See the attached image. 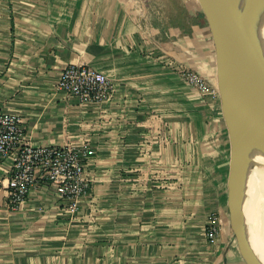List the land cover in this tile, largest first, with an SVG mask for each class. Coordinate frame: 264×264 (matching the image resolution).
Here are the masks:
<instances>
[{
    "label": "crops",
    "instance_id": "0c3cea01",
    "mask_svg": "<svg viewBox=\"0 0 264 264\" xmlns=\"http://www.w3.org/2000/svg\"><path fill=\"white\" fill-rule=\"evenodd\" d=\"M177 1L169 15L155 0H0V113L21 117L34 145L90 149V190L75 210L49 183L13 209L0 164V264L241 259L216 41L200 1ZM72 65L106 74L109 100L83 105L58 91Z\"/></svg>",
    "mask_w": 264,
    "mask_h": 264
},
{
    "label": "built area",
    "instance_id": "2783aa9c",
    "mask_svg": "<svg viewBox=\"0 0 264 264\" xmlns=\"http://www.w3.org/2000/svg\"><path fill=\"white\" fill-rule=\"evenodd\" d=\"M188 81L201 92L206 86L200 78L189 73ZM57 90L76 98L81 104L102 103L112 95L113 86L106 74L89 66L65 67L57 82ZM212 95H216L212 90ZM88 146H40L26 140L21 117L0 113V164L8 165L7 190L12 208L17 209L31 190L49 183L59 191L61 201L75 210L78 201L88 195ZM206 237L214 241L220 234V220L216 214L209 218Z\"/></svg>",
    "mask_w": 264,
    "mask_h": 264
},
{
    "label": "water",
    "instance_id": "95a60500",
    "mask_svg": "<svg viewBox=\"0 0 264 264\" xmlns=\"http://www.w3.org/2000/svg\"><path fill=\"white\" fill-rule=\"evenodd\" d=\"M199 1L216 41L218 85H226L228 95L238 101L240 113L249 117L255 131L264 141V37L253 19L248 0ZM220 94L223 107V96ZM225 119L227 122L226 116ZM228 129L232 141L228 197L231 225L242 255L250 260V264H263L251 230L239 212L243 174L234 161L233 135L229 126Z\"/></svg>",
    "mask_w": 264,
    "mask_h": 264
},
{
    "label": "bare ground",
    "instance_id": "6f19581e",
    "mask_svg": "<svg viewBox=\"0 0 264 264\" xmlns=\"http://www.w3.org/2000/svg\"><path fill=\"white\" fill-rule=\"evenodd\" d=\"M248 3L264 37V0H248ZM217 87L222 93L223 108L233 135L234 161L243 174L239 212L251 230L255 248L264 264V141L255 131L249 117L240 113V105L235 97L228 95L226 85Z\"/></svg>",
    "mask_w": 264,
    "mask_h": 264
},
{
    "label": "rangeland",
    "instance_id": "374dc122",
    "mask_svg": "<svg viewBox=\"0 0 264 264\" xmlns=\"http://www.w3.org/2000/svg\"><path fill=\"white\" fill-rule=\"evenodd\" d=\"M142 1H144V0H134V3H139ZM177 2H178L177 0H155V10L156 11L160 10L161 13H164V14L166 13V14L172 15L173 13H176ZM216 65H217V63H216ZM212 70H210V72H212L214 74L215 70H213V71ZM225 116H226V114H225ZM226 118H227V116H226ZM227 122H228V118H227ZM228 126H229V123H228ZM230 170H231V165H230ZM250 263H251L250 260L246 256L242 255L241 259L238 260V262L236 264H250Z\"/></svg>",
    "mask_w": 264,
    "mask_h": 264
}]
</instances>
